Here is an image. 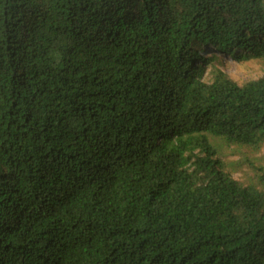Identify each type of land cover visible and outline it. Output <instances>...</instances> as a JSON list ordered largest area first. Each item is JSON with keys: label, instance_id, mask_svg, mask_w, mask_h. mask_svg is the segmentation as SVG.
I'll return each instance as SVG.
<instances>
[{"label": "trees", "instance_id": "16d2710c", "mask_svg": "<svg viewBox=\"0 0 264 264\" xmlns=\"http://www.w3.org/2000/svg\"><path fill=\"white\" fill-rule=\"evenodd\" d=\"M223 57L264 0H0V264H264V69Z\"/></svg>", "mask_w": 264, "mask_h": 264}, {"label": "rangeland", "instance_id": "374dc122", "mask_svg": "<svg viewBox=\"0 0 264 264\" xmlns=\"http://www.w3.org/2000/svg\"><path fill=\"white\" fill-rule=\"evenodd\" d=\"M207 52L205 55L209 54ZM223 61L222 68L234 81H237L238 83L257 79L263 74L264 63H259L256 61L236 63L228 57H223ZM235 176L238 178L240 177V175Z\"/></svg>", "mask_w": 264, "mask_h": 264}]
</instances>
